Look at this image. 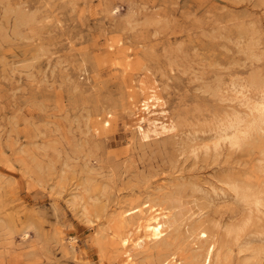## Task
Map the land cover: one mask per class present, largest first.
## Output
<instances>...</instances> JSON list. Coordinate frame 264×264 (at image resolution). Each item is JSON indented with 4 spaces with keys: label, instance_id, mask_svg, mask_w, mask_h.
Listing matches in <instances>:
<instances>
[{
    "label": "rangeland",
    "instance_id": "1",
    "mask_svg": "<svg viewBox=\"0 0 264 264\" xmlns=\"http://www.w3.org/2000/svg\"><path fill=\"white\" fill-rule=\"evenodd\" d=\"M262 83L264 0H0V264H256L264 128L213 145ZM155 98L176 128L141 142ZM168 197L180 227H157ZM249 214L238 247L225 230Z\"/></svg>",
    "mask_w": 264,
    "mask_h": 264
},
{
    "label": "bare ground",
    "instance_id": "2",
    "mask_svg": "<svg viewBox=\"0 0 264 264\" xmlns=\"http://www.w3.org/2000/svg\"><path fill=\"white\" fill-rule=\"evenodd\" d=\"M258 84H260V83H258ZM262 84H264V83H262ZM263 86H261V87L263 88ZM259 87H260V85L257 86V88H259ZM260 94H261V95H259L260 101L253 103L251 106L248 105L250 107V110H249V113L247 116H241V115H237V114L235 116L232 115L233 117H230V120H228L224 125H222V127L219 128L218 132L215 131V132H217V138H218L217 142L214 143V145H213L214 148L212 147L215 151L216 150L218 151L220 148H222V146H224V144L226 145V143H227V145L229 144L228 146L231 149L235 148V150H236V148L238 149L239 147H241L243 145L246 146L247 145L246 143H248V144L251 143V141L249 143L248 140H250L252 138L254 133L256 131H258V129L260 130V129L264 128V90H260ZM155 99H156L155 103H152L151 105L149 103H144V105H143L144 107L142 108L144 116L138 118L136 120V122L133 123V125H132L133 132H136V134H138L139 140L141 142L142 141L148 142L151 139L152 140L157 139L160 136H163V135H166V134L172 132L176 128L175 122L173 120L169 119L172 116L167 118L168 111L165 110V107L162 103H159V100L157 98H155ZM246 104H247V102H246ZM103 124L105 127H107L109 122L107 120H104ZM255 135H256V133H255ZM259 135H260V132H259ZM255 138H256V136H255ZM226 140H227V142H225ZM252 140H253V138H252ZM252 142H254V141H252ZM231 184L233 186H235L236 195L240 196L242 201H244L245 204L250 207V209H253V214L259 213V211H261L260 210L261 209V206H260L261 201L259 199V196H257L255 191L253 190V188H251L249 186H247V187L242 186V185H239L235 182H233ZM168 201H169L170 205H172L173 207H176V209H177L176 214L174 215V217L171 221L160 222L157 224V227H161V226H163V227H180L182 225V222L186 219L185 217L187 214V211L183 212L184 209H182V205H183L182 203H184V202L181 203L180 201L176 200V198H174V197H168ZM87 206H88V204H86L84 207L85 212L84 211H82V212H84V214L88 215L89 214V208L88 207H90V206H88V207ZM154 207L155 206L148 207L147 211H150L152 213V210H154ZM186 207L189 209L188 206H186ZM190 210H188V211H190ZM250 213H252V212H250ZM152 214H154V213H152ZM192 215H193V213H192ZM255 215L252 216V214H249V217H247L246 221L240 222V223H233V224L231 223L230 225H228V227H226L225 235L227 237H231L233 239V241H231V242L234 245H237L238 247H240V245H241L240 240L243 237V233H244V231H246L247 225L250 223L251 220H253V217ZM187 218H192V216H189V217L187 216ZM88 220H89V222H92L90 219H88ZM189 227H190L189 230L191 233H205V232L210 230V227L204 226V224H201V225L189 224ZM101 234H102V232H100V235ZM27 236H28V233L24 232V237H27ZM229 241L230 240L226 239V237L222 240L221 245H222V247H224V252L222 253V255L220 252L217 253V257H216L217 261H218V259L222 258L221 256H223V257L228 256V254L232 252L233 244H231ZM69 243L72 247H74L76 245V239H70ZM263 250H264V248L262 249V245L257 246V247L252 249V252H251L252 258L254 259V260L253 259L252 260L255 261L256 264H259V262H260L259 260H261V258L263 256L262 255V253L264 252Z\"/></svg>",
    "mask_w": 264,
    "mask_h": 264
}]
</instances>
